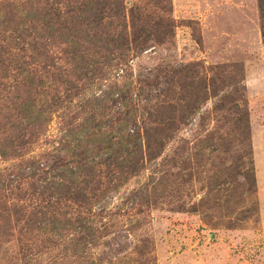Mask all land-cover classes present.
Segmentation results:
<instances>
[{
  "label": "rangeland",
  "instance_id": "obj_1",
  "mask_svg": "<svg viewBox=\"0 0 264 264\" xmlns=\"http://www.w3.org/2000/svg\"><path fill=\"white\" fill-rule=\"evenodd\" d=\"M52 1L17 0L16 5L23 4L27 12L47 8ZM122 2L126 18L132 6L147 4L150 24L158 22L155 18L159 16L169 18L172 25L165 37L151 35L141 51H131L124 61L103 66L99 79L81 83L68 76L78 90L53 109L45 127L33 132L34 140L22 155L0 157V264H87L88 259L79 253L75 232L65 230L60 237L42 232L39 228L46 224L39 218L50 217L49 211L38 207L37 201L21 199V186L28 182L38 185L36 177L45 178L47 184L52 180L49 166L54 150L67 129L76 132L82 119L90 115L87 100L127 87L134 108L144 113L140 126L149 129L154 127L151 121L172 113L171 107L184 96L187 79L201 93L213 68H218L214 71L221 79L239 81L249 148L230 135L229 117L213 110L215 98L205 97L198 110L184 109L187 116L175 128L159 127V135L169 139L138 173L117 180L116 174L104 177V167L98 166L93 184L99 190L84 192L93 203L89 213L75 206L62 211L70 212L69 217L80 212L90 218L95 230L87 252L102 264H138L135 250H150V264H264V45L256 0ZM0 10H6L0 14L6 30L16 28L22 20L10 4ZM48 47L55 64L67 69L60 47L54 43ZM179 69L184 77L177 74ZM50 73L54 74L51 69L49 75L38 74L48 84ZM23 81L0 55V148L28 136L24 123L17 125V105L30 98L31 89ZM42 89L32 90L38 108L43 102L40 92L65 96L57 86ZM216 136L225 139L218 146L215 139L210 142ZM207 142L211 146L203 147ZM241 154H248L253 169L255 192L248 200L239 178L217 187L214 180L226 174L228 162ZM30 165L36 166V176L21 183L23 169ZM93 194L96 199H90ZM99 207L103 208L101 214ZM25 219L32 223L26 224Z\"/></svg>",
  "mask_w": 264,
  "mask_h": 264
},
{
  "label": "trees",
  "instance_id": "obj_2",
  "mask_svg": "<svg viewBox=\"0 0 264 264\" xmlns=\"http://www.w3.org/2000/svg\"><path fill=\"white\" fill-rule=\"evenodd\" d=\"M16 3L17 0H0L2 9L10 4L22 18L17 27L11 30H6L5 21L0 22V55H3V63L8 68L23 77L22 84L31 89L30 98L21 101L16 110L19 118L17 125H21L22 121L28 136L16 144L1 146L0 157L22 155L20 153L34 140L33 132L45 127L49 121L48 115L53 109L59 108L68 95L78 90L68 76L81 83L99 79L103 66L124 61L131 51H141V46L152 40L151 35L159 37L160 34L165 37V30L172 25L169 18L161 19L159 16L155 18L158 22L150 24L147 21L149 16L146 15L149 14L147 4L142 7L132 6L126 18L122 0H53L47 8L45 5L39 10L27 12L24 11L23 4L18 7ZM256 6L260 19V40L264 45V0H256ZM5 11L0 10V14ZM163 21L166 24L162 25ZM52 43L55 47H60V55L67 69L57 66L55 58L48 54V46ZM50 69L54 74L50 73L49 82L46 84L38 73L49 75ZM216 69L218 68L211 70L201 93L192 87L193 81L187 79L189 82L183 84L184 96L176 102V107H171L172 113L167 112V118L164 116L160 121H151L154 127L149 129L140 126L144 124L145 116L134 108L132 91L127 87L110 90L100 99L96 97L87 100V106L91 109L90 115L82 119L76 132L67 129L64 138L58 142L59 148L54 150L55 155L52 156L53 161L49 166L52 180L47 184L43 183L45 178L36 177L38 185L28 182L26 187L21 186V199L37 201V206L45 208L51 215L48 218L42 217L45 220L39 218L46 224L39 230L58 237L63 231L72 230L77 234L76 245L80 255L88 259L87 264H102L101 259H91L87 252L95 230L93 222L80 212L69 217L70 212L62 209L83 207L89 213V205L93 203L89 202V198L86 199L84 192L99 190L93 184L97 167H104V177L107 174H116L114 178L117 180L138 173L145 162H150L159 155L164 141L169 139L168 135H159V127L163 126L165 130L175 128L176 123H182L187 116L183 113L184 109L190 106V109L198 110L197 106L205 97L215 98L213 110L226 113L230 120V135L234 136L237 143L249 148L247 114L239 81L221 79L218 72L214 71ZM179 73L184 77L181 69L177 72ZM53 86L62 90L65 96L53 97L40 92L43 102L39 108L35 106L36 94L32 90H53ZM219 94L221 95L218 96ZM158 116L159 113L156 118ZM96 117L104 120L97 121ZM95 120L97 123L93 124ZM214 139L217 146L225 140L216 136L210 142L213 143ZM205 145L211 146L209 142L203 147ZM35 168L34 165L24 167L21 183L26 178L30 180L36 176ZM226 171L223 176L221 174L214 178L216 187L235 182L239 178L246 200L254 196L255 183L248 154H241L234 162H228ZM110 182L107 179V183ZM94 195L90 199H96ZM86 204L88 208H84ZM99 208L101 214L103 208ZM24 222L32 223L27 219ZM134 253L139 258L138 264L151 263L150 250H135Z\"/></svg>",
  "mask_w": 264,
  "mask_h": 264
}]
</instances>
